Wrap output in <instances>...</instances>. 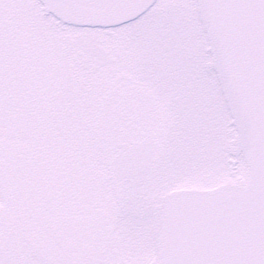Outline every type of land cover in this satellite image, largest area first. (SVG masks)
Listing matches in <instances>:
<instances>
[{
  "label": "snow or ice",
  "instance_id": "obj_1",
  "mask_svg": "<svg viewBox=\"0 0 264 264\" xmlns=\"http://www.w3.org/2000/svg\"><path fill=\"white\" fill-rule=\"evenodd\" d=\"M0 264H264V0H0Z\"/></svg>",
  "mask_w": 264,
  "mask_h": 264
}]
</instances>
